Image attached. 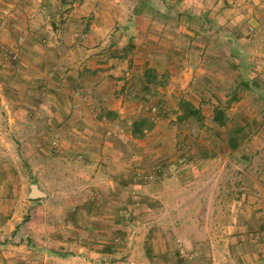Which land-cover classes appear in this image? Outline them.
<instances>
[{
    "label": "rangeland",
    "instance_id": "rangeland-1",
    "mask_svg": "<svg viewBox=\"0 0 264 264\" xmlns=\"http://www.w3.org/2000/svg\"><path fill=\"white\" fill-rule=\"evenodd\" d=\"M181 1L168 0L164 11L173 15L186 13L188 10L178 7ZM82 2L0 0V94L9 96L14 105L18 93H24L25 99V111L18 122L16 119L6 121V129L0 127V191L6 195L2 197L6 211L0 214V222L19 223L15 230L6 234L8 241L16 237L20 224L31 221V212L37 207L43 210L37 214L32 226L25 227L29 236L33 233L46 235L41 223L46 222L45 217L49 214L52 220L63 218L62 214H54L52 207L83 205L82 197L68 201L63 196L64 192L82 193L87 189L85 178L88 175L83 169L72 168L73 177L64 176L62 160L73 154H65L62 150L65 142L72 143L71 136H66L59 127L54 135L42 132L38 125L40 119L30 114L34 111L36 95L41 93L33 80L31 64L37 61L43 45L81 46L91 51L88 55L102 65L121 61V57L128 55L122 48L127 39L117 32L120 26L111 24L107 27L109 32L102 38L88 40L87 35L91 34L96 21L91 7L82 8ZM135 5L136 2L129 9H138ZM220 7L228 16L229 33L224 37L218 33L209 37L200 35V38H192V34L179 37L177 43L181 53L157 55L158 66L167 69L173 65L182 79L192 77L185 90L180 89L181 93L166 94L171 80L168 70L157 73L153 68L137 69L130 77L123 75V87L128 86V91L135 92L132 98H127L128 111L138 113L133 123L134 137H145L146 131L153 128L157 120H161L158 132L171 133L164 141L167 145H137L138 142L133 140L131 145L123 142L117 145L125 151V158L135 163L129 175L124 173L126 178L119 181L123 186H130L134 197L127 203L117 198L108 202L112 208L121 210L118 215L114 214L115 221L133 225L128 231L129 236L141 237L140 246L149 264L210 263V252L205 247L195 255L190 245L176 241L181 236H191L193 229L183 226L168 231L166 243L162 240L165 232L156 230L153 233L148 229L151 222L159 224L163 214L157 205L159 200L147 195L154 190L155 184L176 170V163L195 164L209 158L227 160L224 166L217 164L199 169L204 173L210 171L219 178L212 188L224 189L228 194L226 198L217 197L215 203L222 205L224 202L226 208L233 210L232 220H237L239 212L252 211L256 202L264 207V0H220ZM18 85L20 92H17ZM233 96L237 97L236 101ZM183 101L199 109L200 118L190 116L182 107ZM215 109L223 112L225 126L213 121ZM156 133L151 135L152 139ZM229 139L232 140L230 143ZM231 144L235 148H231ZM166 152L172 155L168 156ZM48 156L54 159L50 163ZM149 175L152 178H148ZM31 185H37L44 196L30 199ZM207 185L203 180L194 187L206 189ZM245 191L248 194L244 195ZM149 207L153 212L148 210ZM222 216L220 212L218 219ZM89 234L93 235L92 232ZM119 242L115 243L121 245Z\"/></svg>",
    "mask_w": 264,
    "mask_h": 264
},
{
    "label": "crops",
    "instance_id": "crops-1",
    "mask_svg": "<svg viewBox=\"0 0 264 264\" xmlns=\"http://www.w3.org/2000/svg\"><path fill=\"white\" fill-rule=\"evenodd\" d=\"M134 2L138 9L132 11L129 7ZM167 3L168 0H83L82 8L91 7L96 21L91 34L87 35L88 40L102 38L111 24L120 26L117 32L127 39L122 48L123 53L128 54L121 57V61L97 64L95 57L88 55L91 51L81 46L43 45L37 61L31 64L33 80L41 93L36 95L35 103L33 100L34 111L30 114L40 119L38 125L42 132L54 135L59 127L66 136H71L72 143L65 142L62 150L73 154L62 160L64 176L73 177L72 168L83 169L88 175L87 179L84 177L87 189L82 193H63L68 201L82 197L83 205L52 207L53 213L62 214L63 218L56 221L51 219V214L45 217L46 222L41 223L45 236L35 235L33 228V235L29 236L26 229L33 225L42 207L31 212V221L20 224L16 237L9 241L6 234L19 223L0 222V264H149L140 246L141 237L129 236L133 225L115 221V215L121 210L112 208L108 202L117 198L127 203L134 197L130 186H123L119 181L126 178L124 173L129 175L135 163L125 158V151L117 145H122L121 142L131 145V140L138 142L137 145H167L164 141L171 133L158 132L161 120H157L145 137L133 136L132 127L138 113L128 111L127 98H132L135 92L128 91V86L123 87V75L130 77L137 69L153 68L157 73L168 70L171 80L166 94L181 93L180 89L185 90L192 77L182 79L173 65L167 69L158 66L157 55L181 53L179 37L192 34V38H200V35L209 37L217 33L224 37L229 33L228 16L225 9H221L220 0H182L178 7L188 11L175 15L164 11ZM17 89L20 92L19 85ZM22 94L14 97L15 105L5 93L0 94L1 129H6V121L13 122L22 116L25 111ZM172 125L178 126L177 123ZM154 133L157 136L152 139ZM47 159L49 163L54 160L50 156ZM226 161L209 158L195 164L176 163V170L155 184L147 195L159 200L157 205L163 214L160 223L151 222L148 229L153 233L165 232L164 243L168 231L183 226L193 229L191 236H181L176 241L190 245L195 255L205 247L210 252L209 264H264V207L256 202L252 211L239 212L235 215L237 220H232L234 211L226 208L224 202L215 203L217 197L226 198L227 191L213 189L216 175L199 169L217 164L224 166ZM203 180L207 188L196 189L195 183ZM4 196L0 191V214L6 211L2 205ZM151 209L148 208L153 212ZM220 212L223 216L218 219Z\"/></svg>",
    "mask_w": 264,
    "mask_h": 264
},
{
    "label": "trees",
    "instance_id": "trees-1",
    "mask_svg": "<svg viewBox=\"0 0 264 264\" xmlns=\"http://www.w3.org/2000/svg\"><path fill=\"white\" fill-rule=\"evenodd\" d=\"M152 70V69H151ZM237 97L233 96V101H236ZM182 107L185 109V111L190 115V116H197L200 118V111L199 109L195 108L190 102L183 101L182 102ZM213 121L218 124L219 126H225V121H224V116L223 112L220 109H215L214 111V116H213ZM135 135V124H133V136ZM232 140L229 139V143ZM231 148H235L234 145L231 144Z\"/></svg>",
    "mask_w": 264,
    "mask_h": 264
},
{
    "label": "water",
    "instance_id": "water-1",
    "mask_svg": "<svg viewBox=\"0 0 264 264\" xmlns=\"http://www.w3.org/2000/svg\"><path fill=\"white\" fill-rule=\"evenodd\" d=\"M43 196L44 194L41 191H39L37 185H31V191L29 194L30 199L41 198Z\"/></svg>",
    "mask_w": 264,
    "mask_h": 264
},
{
    "label": "built area",
    "instance_id": "built-area-1",
    "mask_svg": "<svg viewBox=\"0 0 264 264\" xmlns=\"http://www.w3.org/2000/svg\"><path fill=\"white\" fill-rule=\"evenodd\" d=\"M148 178H152V176L149 175Z\"/></svg>",
    "mask_w": 264,
    "mask_h": 264
}]
</instances>
